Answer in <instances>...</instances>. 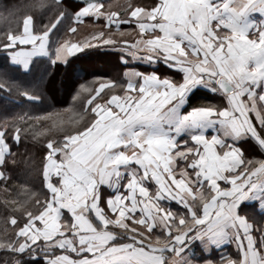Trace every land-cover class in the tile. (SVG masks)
Instances as JSON below:
<instances>
[{
  "label": "trees",
  "instance_id": "1",
  "mask_svg": "<svg viewBox=\"0 0 264 264\" xmlns=\"http://www.w3.org/2000/svg\"><path fill=\"white\" fill-rule=\"evenodd\" d=\"M158 2L106 0L101 2L104 20L86 18L83 24H78L74 20V14L81 3L75 0H0V150H3L4 155L0 164V264H47L48 259L62 252L63 248L43 250L40 241L26 244L20 233L26 227L32 226L34 217L48 203V182L59 187V180L53 177V172L46 174L49 160H59L63 155H68L71 140L87 132L96 123L97 116L93 115L90 107H85L91 97L82 93L75 99L79 96L81 88L91 87L95 91L100 86L104 88L101 96L105 93L107 99H119L121 104H126V110L134 101L133 98L138 97L140 77L154 76L159 81L174 85L181 81V71L184 72L185 66L176 60L174 54L167 56L164 52L154 50L152 53L158 57L155 62L146 65L140 61H132L131 46L134 40L143 37L150 43L155 38V32L141 35L130 13L134 9H152ZM28 15L32 17L35 34L48 33V54L33 58L26 67L12 63L10 56L17 45L8 46L7 35L20 34L23 21ZM106 20L112 24L111 28L107 26ZM125 21L129 24L121 25L120 29L115 27ZM73 27L76 28L75 33L70 31ZM99 32H104L106 36L117 41V44L83 47L81 51L64 60H56L55 52L65 40L69 43H84L92 41L93 34ZM219 36V33H216V37ZM160 55L163 58H160ZM108 60L112 62L108 64ZM128 70L134 71L138 76V86L133 89L129 88V81L126 79L125 73ZM204 75H198L203 81L190 87L185 95L184 113L206 108L218 112L227 108V95L221 93L215 83L206 81ZM249 88L257 91V109L264 112V102L259 100L264 91L254 85ZM97 100L104 102L99 97ZM114 108L116 107L110 106L106 113H110ZM66 109L73 111L65 112ZM52 113H60L64 122L61 123L55 116L47 120L41 119ZM72 116L74 117L69 120ZM257 130L264 136V125L257 124ZM224 144L238 149L244 161L264 160V148L258 145L251 135L245 134V137L237 141H227ZM175 147L185 152L196 146L190 138L181 136L175 142ZM193 159L194 157L189 156L187 160H174L176 163L173 170L183 173L189 181L187 185L193 194L184 199L185 204L192 212L202 214L199 212L213 200L216 201L218 192L223 189L218 191L216 183L212 184L211 179L201 180L195 171H187ZM122 180L118 190L129 179L123 176ZM148 183L145 187L154 202L157 188L153 181L149 185ZM117 186L118 184L110 189L117 190ZM226 186L222 182V187ZM258 195L251 201L238 200L235 202L236 208L235 204L229 206L234 207L236 215L243 217L251 225L250 235L255 246L260 248L264 245V189H260ZM222 202L220 200L217 204ZM157 203L160 210L171 212L165 229L155 227L147 231L144 223H141L143 219L140 212L129 213L125 225L122 221L118 226H106V230L112 232L116 238L117 244L114 245H122L132 237L155 249L167 248L173 244L174 236L182 235L194 226V220L183 200L166 197ZM220 208L216 210L217 213ZM105 214L115 220V215H111L107 210ZM88 215L93 224L97 225L96 219L90 213ZM60 219L62 227H68L71 223V218L65 210L61 211ZM224 229L226 230L223 231ZM220 231L223 232L220 234ZM168 232L172 235H168ZM195 232L196 230H193L189 233V239L183 244L184 255H187L189 264H224L228 259L239 260V233L229 222L221 224L211 233L202 229L197 231V234L203 233L205 236H197ZM225 232L229 235L223 237ZM21 249L24 251L21 252ZM170 259L169 252L163 253L166 264H170Z\"/></svg>",
  "mask_w": 264,
  "mask_h": 264
},
{
  "label": "crops",
  "instance_id": "2",
  "mask_svg": "<svg viewBox=\"0 0 264 264\" xmlns=\"http://www.w3.org/2000/svg\"><path fill=\"white\" fill-rule=\"evenodd\" d=\"M75 1L81 3L80 7H78V10L74 14V20L76 23L83 24V21L86 18L95 19L92 17H84L81 18L83 19L82 21L79 22L78 20L79 11L92 3H95V12L100 16L99 20L105 19V15L101 12V2L106 0ZM158 1V5L152 9H134L130 13L132 20L139 28L141 35L145 33L150 34L151 31L155 32V38L151 40V43L143 37L134 40V43L131 46V49H133L132 61H140L147 65L155 62L158 58L156 54L152 53L154 50H158L161 53L164 52L167 56L174 53V55H178L176 60L185 66L184 72L181 71L183 75L181 77L182 79L177 85H174L170 82L159 81L154 76L140 77V86H138V76H136L135 72L132 70H128L125 73L126 79L129 81V85H132L131 89L138 86V97L140 98L138 102L145 100L150 93H157L160 97L175 94L181 87L184 88L185 93L182 97L177 96L175 100H171V102L166 105L165 109H163L165 117L159 121V129L151 127L149 134H144V137L149 138V141H151L153 136L157 137V134L160 136L166 133L169 139L174 140V143L181 136H186L192 141L191 137L194 135H204L208 138L215 136L217 139L222 140L223 143L233 141L234 138L230 133V130H228L230 133L229 136H218L219 133H225L226 131L218 117H212L209 122L200 125H185L186 122H182L183 117L192 111L184 113L183 99L191 85L194 83L192 82V84H189L191 83L190 75L198 77L199 74H205L204 78L208 75L222 76L223 69L219 67L220 62L215 60V55H219L224 59L225 63H227L237 55V51H240L242 56L249 57L246 60L247 69L249 71L258 72L260 67H264V64L257 65L250 58L252 55L264 51V38L261 37V32L264 31V15L260 14V11H251V8H259L260 5L255 2L252 3L250 10L237 22V28H247V34L241 35L226 22L229 19L232 9L242 8L244 5L248 4V0ZM216 33H219V38L216 37ZM192 38H195L199 43L193 42ZM16 45V50L10 56L12 63L16 65L28 67L30 60L33 58L44 57L48 54V38L43 52H34L30 45ZM242 46L246 47L242 48ZM205 52L209 53L207 58L204 55ZM23 53L32 54L23 56L21 55ZM69 56L70 55L66 56L64 59ZM160 58L163 57L161 56ZM213 72H215V75H213ZM252 85L257 86L264 91V81H257L255 84L250 83L246 85V87L249 88V86L251 87ZM152 100H156L155 95L152 96ZM149 103H151V101H149ZM124 111H127V109ZM133 111H135V108H133ZM111 112H116L118 115L121 113V110L114 108ZM121 121L122 120H120V123H122ZM251 138L253 137L251 136ZM253 139L258 145H260L255 138ZM128 143V150H125V147H120L113 151V172L115 173H111V179L115 181H112L111 179L106 181L104 178L101 182H99L100 180L97 181L95 186L89 184L88 186L91 188L85 189L83 187L78 188L81 182L74 180V178L71 179L70 183L77 182L78 186H66L61 171L52 173L53 177L59 180V187H55L48 182L46 186L49 192L48 203L45 205L44 209L34 217L32 226L26 227L20 233V237H23L26 244L40 241L43 244V250H47V248L58 250L59 248H63L62 252L60 251L58 255L56 254L55 257L48 259L47 264H92V262L98 259L104 252L116 246L114 245L117 244L116 238L114 241L110 240V236L114 234L107 231L106 226H118L122 221L125 222L128 220L127 216L129 213L133 214L135 212H140H133L131 210L133 207V201L129 200L125 203V200L129 196V191L126 189V186L129 185L132 176H143V171L138 165L131 163L130 161L135 159L139 153L143 152L144 155L142 157L145 159L149 156L159 158L158 161L161 165L160 170H162V166L165 165L162 161L163 159H161L162 156L164 158L171 157L178 159L179 157L177 156V153L184 152L177 149L175 145L172 146L175 148V151H173L172 147H165L162 143L157 142L158 149L156 155H154L152 151L153 142L148 145L147 151L139 149L140 144L131 141ZM80 153L82 152L79 151L78 154H73V156L71 154V158H80ZM215 153L216 149L214 151V154ZM3 156V150H0V164ZM65 168L67 169L68 174L75 173L72 170L74 169L73 166L70 168L69 165L65 164ZM134 168H137V170H134ZM173 169L174 166H172V170ZM123 176L125 179L129 180L121 185L122 187L118 190L119 183L123 181ZM174 176L176 179H179V182L174 183L176 189H182L183 191L186 188H190L186 182H184V187L181 184L185 178L183 173L179 172ZM166 177L169 178L168 176ZM181 178H183L182 181H180ZM147 180H144V183L141 181L142 186L145 187L147 182L152 183L150 179ZM91 181L93 182V180ZM116 184H118L116 187L117 190H111L110 188ZM155 187L157 188L156 185ZM145 188L148 190L147 187ZM189 190L191 193V189ZM236 197V201H247L244 197ZM135 200L138 202L136 207L139 209L142 208L146 202H153V197L146 201L140 194L139 186L137 185ZM62 210H65L71 218V223H69L68 227H62L63 225L60 219ZM106 210L111 215H115V220L107 217V214H105ZM234 210V207H232L229 209V213H224L228 217L226 223L229 222V224L234 225L237 232L239 229V221L238 219L234 221V219L237 218ZM88 213L96 219L97 225L93 224L88 217ZM225 230L226 229L223 231ZM223 231H220L219 233L221 234ZM223 234V237H225L228 233L225 232ZM239 235L243 238L242 232H240ZM133 241H136V239L129 237V241L124 244H134L136 247H139ZM25 247H27V245H25ZM107 258L108 257H106V259Z\"/></svg>",
  "mask_w": 264,
  "mask_h": 264
},
{
  "label": "snow or ice",
  "instance_id": "3",
  "mask_svg": "<svg viewBox=\"0 0 264 264\" xmlns=\"http://www.w3.org/2000/svg\"><path fill=\"white\" fill-rule=\"evenodd\" d=\"M257 3L260 5L259 8H251V11H260V14L264 15V0H248V4L244 5L242 8H233L226 23L232 27L235 31L239 32L241 35L247 34V28H237V22L239 19L246 15L250 10L252 3ZM84 17H92L99 20L95 12V3L89 4L88 6L82 8L78 13L79 22L82 21ZM107 26L111 28L112 24L106 20ZM129 24L127 21L121 22L115 25L117 29H120L121 25ZM72 33L76 32V28L70 29ZM171 34V33H170ZM182 34V33H180ZM47 32L42 34H35L33 32L32 17L28 15L22 24V30L18 35H7L8 46H14L16 44L20 45H30L34 52H43L45 49L47 41ZM261 37L264 38V31L261 32ZM188 38V37H185ZM193 42L199 43L195 38H192ZM97 44L111 45L117 44V41L106 36L104 32L94 33L93 40L84 43H69L67 40L56 50V60H63L66 56L72 55L76 52L82 50L83 47L95 46ZM125 46L127 43L125 42ZM246 46H242L245 48ZM32 53H23L21 55L28 56ZM205 57L209 56L208 52L204 53ZM215 60L219 61V67L223 69L222 79L216 81V83L226 92L228 106L227 108L216 111L212 108L206 109H195L188 115L183 117L182 122H191L193 125H200L207 123L212 117H218L220 122L226 126L230 133L234 136L241 135H251L255 138L260 146L264 148V136L261 135L257 130V124L264 125V112L257 109V104L254 98V92L252 89L246 87L248 84H255L257 81H264V67H260L258 72H251L247 69L246 60L249 57H244L241 55L240 51H237V55L232 58V60L225 63L219 55H215ZM253 62L257 65L264 64V51L259 54L252 55L250 57ZM215 75V72H213ZM199 82V80L194 81V83ZM107 87V85H105ZM132 88V85H129ZM104 90L102 87H97L95 91L91 87H82L80 94L75 99H78L82 93H87L91 98L87 100L85 107L93 111L94 116L104 117L105 113L109 111L110 106H115L120 109L123 115L127 116L128 112H132V115L128 117L123 124L119 125L120 131H128L130 135H135L131 131V125L136 122H140L145 126L159 129L158 121L163 115V109L166 107L171 100H175L177 96L182 97L185 93L184 88L181 87L176 91L175 94H169L168 96L160 97L157 93H150L145 100L139 102L133 101L131 105L127 106V111H124V105L121 104L119 99L110 98L107 99L104 93L101 96V92ZM93 91L95 95H93ZM157 97L156 100H152V96ZM104 102L101 103L97 100ZM261 102H264V95L259 97ZM151 101V103H149ZM126 103V102H125ZM135 108V111H133ZM65 112H72V109H66ZM58 117L60 122L63 123L64 119L61 117L60 113H52L48 116L42 117L41 119H49L50 117ZM253 116L256 120H253ZM72 116L69 120H71ZM103 123L107 124L108 121L104 120ZM193 144L196 145L194 149H187L183 153H177V156L183 160H187L189 156L194 157L192 162L189 164L187 171H195L197 177H202L201 168L202 165L198 164L197 161L204 156L205 163L209 169L216 171V176L212 177L215 180L218 191L223 189L221 192V197L224 198L225 202L228 199H232L236 196L243 198L245 193L252 194L257 189H264V161H244L242 159L241 152L231 145L224 144L222 140L217 139L215 136L208 138L204 135H194L191 137ZM210 141V144H209ZM139 138H137L134 143L139 144ZM153 142V141H150ZM162 143L165 147H172L175 145L173 139H169L167 134H162L155 141ZM207 148V152L205 149ZM216 149V156L223 157V161H217L212 155V149ZM175 151V148L172 147ZM144 153L141 152L137 157L131 160V163H135L143 171V176H132L129 185L126 189L129 191V196L125 200L127 203L129 200L133 201L132 211H140L144 215L151 216L152 211L157 209V201L164 197H172L177 200H182V196L179 191H174L176 185L171 182L165 183L160 179V163L155 161L154 157L149 156L146 160L141 159ZM165 167L168 175H171L172 166L176 161L171 158H164ZM218 164L220 165L218 167ZM232 173L233 175H228ZM217 177H219L217 179ZM150 179L157 186L156 196L154 202L145 203L142 208H137L138 203L135 200L136 197V186H139L140 194L145 198L146 201L150 200L151 194L144 186H142L141 181ZM167 179V177H165ZM173 179H176L173 176ZM204 179H207L206 177ZM226 184L228 187H222ZM243 194V195H241ZM187 207L188 213L192 216L194 220V226L186 231L182 235H176L173 237V244L167 248L151 249L148 250L141 246L136 247L134 244H124L114 246L104 252L98 259L94 260L92 264H166L163 260V253H175L179 255L186 239H189V233L196 230L195 235L205 236L203 233L197 234V229H202L205 232H214L221 224L226 223L228 217L223 211L217 213L216 209L205 208L198 214L192 212L191 209L184 203ZM223 207V206H222ZM236 208V204H235ZM160 211H163L162 209ZM171 212L164 213L169 215ZM239 221L238 233H243V238L237 235V241L239 244V260L228 259L224 264H264V245L260 248L255 246L253 237L250 235L251 226L242 217L237 216ZM183 219L181 220V226H183ZM234 226V225H233ZM152 230V229H150ZM172 235L171 232L167 233ZM110 240L114 241L115 236H110ZM24 250L21 249V252ZM156 253H159L158 255ZM106 257H108L106 259Z\"/></svg>",
  "mask_w": 264,
  "mask_h": 264
},
{
  "label": "rangeland",
  "instance_id": "4",
  "mask_svg": "<svg viewBox=\"0 0 264 264\" xmlns=\"http://www.w3.org/2000/svg\"><path fill=\"white\" fill-rule=\"evenodd\" d=\"M150 43H151V41H150ZM175 57L178 58V55H175ZM111 62H112L111 60L107 61L108 64H110ZM219 72H220V70H219ZM218 74H220V73H218ZM207 77L214 78L216 81L223 78L221 75H218V76L208 75ZM190 78H191L190 79L191 83H189V84H192V82L199 80V82L193 83L191 85V87L195 86L196 84L199 85L203 81L202 78H199L195 75H190ZM253 92H254V98H255L257 91H253ZM257 98L258 97H256V99ZM133 99H134V101H136L137 104L139 103L138 102L140 99L139 97H135ZM156 99H157V97H156ZM123 105L125 106V104H123ZM131 115H132L131 112H128L127 116L123 115L122 112L119 113L118 115L116 114V112H111V113H105L104 117L97 116V119L95 121L96 123L87 132H85L84 134L77 136V138H73L71 140V142L69 144L70 152L68 153V155H66V156L63 155V158H59V160H54V161L49 160L47 167H46V170H47L46 174H49V172L61 171L66 186L77 187L78 186L77 182L70 183L71 179L74 178V180L81 182V184H80V186H78V188L83 187L85 189L91 188L90 186H88L89 184L95 186L97 181L100 180L99 182H101L104 178L106 181H109L112 178L111 173H115V172H113L114 171V158H113V151L114 150H117L120 147L121 148L125 147V150H128L129 149V147H127V145L129 144L128 142H130V141L134 142L137 138H139V141H140L139 142V144H140L139 149H141L142 151H147L148 145L151 143L149 141V138L144 137V134H149L151 127L145 126L144 124H142L140 122L133 123L130 126L132 133H134L135 135H130L128 131H120V129L118 128L119 127L118 125L123 124V122L125 120H127L128 117ZM164 117L165 116H164V112H163V115H162L160 120L164 119ZM252 118L254 121L256 120L255 116H253ZM104 120H107L108 123L107 124L103 123ZM120 120H122L121 121L122 123H120ZM159 121H158V125H159ZM186 124L191 125L192 123L186 122L185 125ZM224 128L226 129L225 133H219L218 136H220V137L225 136L226 137V136L230 135V133H229V131L225 125H224ZM157 137L159 138L158 134H157ZM157 137L153 136V138L151 139V141H153L152 151H153L154 155H156V152L158 149L157 144H156L157 142H155L158 139ZM243 137H245V135H241L238 137L233 135L234 141H237L238 139L243 138ZM149 148H150V146H149ZM79 151L82 152V153H80V158H71V154L73 156V154H78ZM214 151H215V148L212 149V155L215 157V159L217 161H223L222 159H224V158H220L219 156H216L215 155L216 153L214 154ZM205 152H207V148L205 149ZM169 158H171V157H169ZM141 159H145V158L142 157ZM158 159L159 158L155 157V161H158ZM171 159L175 160L176 158H171ZM178 159H181V158H178ZM200 160H198L197 163L202 165L201 172H203L202 173L203 175H202V177H200L201 180H203L205 177H207V179H211V181H213L212 184H215V180L212 179V177L216 176V171L213 169H209L207 167V164L205 163L203 155L201 156ZM162 161L165 163L164 159ZM65 164L69 165L70 168L73 166L74 169H72V170L75 173L68 174L67 169L65 168ZM219 166L220 165L218 164V167ZM160 167H161V165H160ZM162 168L163 169L160 170V173H158L160 175V179L162 181H164L165 183L171 182L172 184L179 182V179H175V180L172 179V175L178 174L177 172H174L172 170L171 175H167L165 165H163ZM60 169H62V170H60ZM74 174H75V177H74ZM207 174H209V175H207ZM230 174L233 175L232 173H230ZM166 176H168L169 178L165 179L164 177H166ZM46 177H47V175H46ZM218 178L219 177H217V179ZM182 179L183 178H181L180 181H182ZM91 180H93V182H95V183H93ZM112 181H115V180H112ZM184 182H186V184L189 183V181L185 178L183 180V182L181 183L183 185V187L185 186ZM226 187H228V186H226ZM174 191H176V190H174ZM189 191L190 190L187 188L184 189L183 191H182V189H179V193L182 196L183 203L186 202V201H184V199H188L190 197V195L193 194V193H190ZM259 191H260V189H257L252 194H246L245 193L244 198L247 201H251V200H253L254 196H256V195L259 196L258 195ZM221 192L222 191L218 192V194L216 196L217 202L215 200H213V202L209 206H207L206 208H209V209L214 208L218 211L219 210L218 208H220V206H221L220 212L223 211V212L229 213V210H227V208L228 207L230 208V206L232 204L237 202L236 201L237 197H234L232 199H228L225 202L224 198L218 199V197H221ZM241 195H243V194H241ZM164 198H166V197H164ZM164 198H162L158 201H161ZM167 198H172V197H167ZM220 200H222L223 202L219 203V205H218L217 203L220 202ZM262 210H264V209H262ZM164 213L165 212L160 211V209L158 207H157V209H154L152 211L151 216H147V215H144L143 213H141L142 219H143V220H141V223L142 224L144 223L147 231L152 229V228H155V227H157L159 229H165L164 226L167 225L166 220L168 219L169 216L165 215ZM236 219L237 218H235L234 221ZM121 223H123V222H121ZM124 225H125V222H124ZM199 230L200 229L198 228L197 231H199ZM133 242L136 243L139 247L142 244V246L148 250L155 249V248L150 247L149 244H147V245L144 244L141 240H139V241L136 240ZM179 247L182 248L184 251V249H185L184 245H180ZM183 251H181L179 253V255H176L175 253H170L171 259L168 262L170 264H189L186 260L187 256L184 255ZM156 254L158 255L159 253H156Z\"/></svg>",
  "mask_w": 264,
  "mask_h": 264
},
{
  "label": "water",
  "instance_id": "5",
  "mask_svg": "<svg viewBox=\"0 0 264 264\" xmlns=\"http://www.w3.org/2000/svg\"><path fill=\"white\" fill-rule=\"evenodd\" d=\"M206 81H210L211 83H215L217 88L220 90L221 93L226 94V92L216 83V80L214 78L205 77Z\"/></svg>",
  "mask_w": 264,
  "mask_h": 264
}]
</instances>
